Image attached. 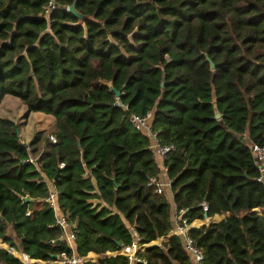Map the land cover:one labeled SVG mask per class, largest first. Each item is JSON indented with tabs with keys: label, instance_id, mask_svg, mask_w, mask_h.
<instances>
[{
	"label": "trees",
	"instance_id": "16d2710c",
	"mask_svg": "<svg viewBox=\"0 0 264 264\" xmlns=\"http://www.w3.org/2000/svg\"><path fill=\"white\" fill-rule=\"evenodd\" d=\"M73 1L45 13L48 0H0V102L13 95L25 115L56 118L24 144L0 115V246L80 258L130 244L132 225L155 242L173 225L165 192L148 184L163 165L187 221L229 215L189 230L204 264H264V212L252 211L264 207V161L249 146H264V0H75L83 21L66 8ZM149 111L159 144L174 145L160 165L130 123ZM49 189L77 223L73 248L49 243L61 235ZM139 255L193 264L181 236ZM0 260L21 264L2 248Z\"/></svg>",
	"mask_w": 264,
	"mask_h": 264
},
{
	"label": "built area",
	"instance_id": "2783aa9c",
	"mask_svg": "<svg viewBox=\"0 0 264 264\" xmlns=\"http://www.w3.org/2000/svg\"><path fill=\"white\" fill-rule=\"evenodd\" d=\"M56 5L55 0H48L45 6V13H48L52 8ZM66 8L68 6L66 5ZM152 120V113L149 111L145 115H137L131 114L130 115V123L135 130L141 131L146 134L150 140L152 141L151 148L154 152V155L157 156L162 162L165 159V156L174 150L173 144L161 145L158 142L156 133L152 130L151 126ZM52 141L54 137H50ZM252 154L254 157L259 158L260 162L264 161V146L258 147L254 144H249ZM36 158L31 157L29 159L30 162H35ZM259 169L261 171V176L259 180L264 181V165L258 163ZM167 168L162 165V170L160 175L151 177L149 179V185L154 187V190L158 194H162L165 190L170 188L171 179L166 176ZM44 201L47 205L53 210L54 212V221L52 226L58 227L61 229V235L58 240H50L49 243L51 244H67L70 248H73V244L75 241V234L77 231V223L69 218L67 214H61L58 212L57 209V192L55 190L49 189L47 196L44 198ZM200 205L202 206L203 210L206 211L208 206L205 201L201 202ZM183 210L176 212L173 214V225L168 230L167 234L164 237L159 238L160 241H163L166 238L172 236H181L184 243V248L187 253L190 255L193 264H204L203 263V252L200 247L197 246L193 238L188 234L189 230L192 228L199 227L203 224H208L213 222L212 217H203L201 219H194L192 221H187L183 216ZM27 214H30V210L27 211ZM199 222V223H197ZM130 232L133 237V240L130 244L120 247L115 251H107L104 255H101V258L105 257L106 255L115 256V255H123L127 257L128 264H137L142 263L146 264L147 260L139 255V252L143 251L146 247L151 245H160L161 243L158 242H150V243H141L140 237L136 230L135 225L130 227ZM158 240V239H157ZM99 254V253H97ZM27 256V255H26ZM56 260L52 261L53 263L58 264H75L76 262L83 263V262H96V260H89V258H78L76 259L74 256H66L65 253L56 254ZM87 256V255H86ZM18 260H20L21 264H35L34 260H27V258L21 254ZM37 260V259H36ZM45 261V260H44ZM51 261V260H49ZM0 264H5L0 260ZM102 264V263H97Z\"/></svg>",
	"mask_w": 264,
	"mask_h": 264
},
{
	"label": "crops",
	"instance_id": "0c3cea01",
	"mask_svg": "<svg viewBox=\"0 0 264 264\" xmlns=\"http://www.w3.org/2000/svg\"><path fill=\"white\" fill-rule=\"evenodd\" d=\"M15 105L17 107H13ZM12 107L16 108L17 111L15 109L11 110ZM16 112H19V117H22L20 118V120H17V118L14 117V115L18 116V113ZM25 113H26L25 106L19 97L9 95V94H5L2 97L1 102H0V115L18 124L19 137L24 144H28L32 140L36 132L50 129L56 121L55 116L51 114H46V113L38 112V111L30 112L28 115H25ZM155 160L158 163V165L162 163V161L157 157H155ZM168 195L170 196V200L169 199L167 200L170 201L169 203L171 205V212L172 214H174L175 209H174V203H173V198H172V192L170 188L167 189V192L165 193V197L167 198ZM221 217H223V214H215L212 219L213 221H219ZM88 254L92 256L91 257L92 259H95V258L101 259V255H102V254H98L99 255L98 257L96 255L97 253H94V252H89ZM106 256H110V255H106ZM97 259H95L96 264L99 261Z\"/></svg>",
	"mask_w": 264,
	"mask_h": 264
},
{
	"label": "water",
	"instance_id": "95a60500",
	"mask_svg": "<svg viewBox=\"0 0 264 264\" xmlns=\"http://www.w3.org/2000/svg\"><path fill=\"white\" fill-rule=\"evenodd\" d=\"M69 11H71L74 15H76L79 19V21H83L91 16L89 15H86V14H82L81 12H79L76 8V4H75V0L70 4L68 5V8H67ZM207 59L210 61V66L213 68L214 67V63L210 60L209 57H207ZM112 89L115 90V93L116 95H119V90L115 89L114 87H112ZM213 109H214V118L215 119H219L221 117L220 115V112L217 108V105L216 104H213ZM19 133V131H17ZM58 176V173L57 175L55 176V178H57ZM28 200V198H26V201ZM252 211H255V212H258L257 211V208L256 209H253ZM263 211V210H262ZM264 212V211H263ZM261 213V212H260ZM229 216L228 214L226 215V217ZM204 217H207V215L205 214ZM225 218V217H224ZM223 218V219H224ZM222 220V219H221ZM220 221V220H219ZM213 222H218V221H213ZM2 243L5 244L4 241H2ZM0 248L2 249H5L6 251H8L10 254H12L15 258H19V256H17V254H22L24 255L26 258H29L30 260H34L35 264H58V263H53L52 261L56 260L57 256L56 254H51L50 255V259L51 261L47 260V261H44V260H40V259H32L28 256H26L22 251L18 252L16 251L13 247H11L10 245L8 247H5V246H0Z\"/></svg>",
	"mask_w": 264,
	"mask_h": 264
},
{
	"label": "rangeland",
	"instance_id": "374dc122",
	"mask_svg": "<svg viewBox=\"0 0 264 264\" xmlns=\"http://www.w3.org/2000/svg\"><path fill=\"white\" fill-rule=\"evenodd\" d=\"M13 107H17V106L15 105V106H13ZM13 107L11 108V110H12V109H15V110L17 111V109H16V108H13ZM13 112H14V111H13ZM16 113H18V116H15V115H14V117L17 118V120H20V118H22V117H19V112H16ZM166 192H167V190H165V193H166ZM167 199L170 200V196H169V195H168ZM169 200H168V202H170ZM263 209H264V207H260V208H257V211L263 213V211H264ZM262 210H263V211H262ZM225 216H226V214H223V217H221L220 219L224 218ZM220 219H219V220H220ZM8 234H9L10 236H12V238L17 242V240H16L15 237L13 236V233L11 232V228H10V227L8 228ZM0 240H1V239H0ZM155 242L161 243L162 241H160V239H158V240H155ZM3 246L8 247L9 245L5 243ZM15 250L18 251V252H20L19 249H18V250L15 249ZM96 255L99 257L98 254H96ZM72 256H74L76 259L79 258V257H77V256L74 255V254H73ZM85 257H86V258H89V260H91V261L97 259V258L92 259V258H91L92 256H91L90 254H88V255L85 256ZM82 258H84V257H82ZM80 259H81V257H80ZM97 260H99V259H97ZM88 263H89V264H96V262H88ZM75 264H83V263L76 262Z\"/></svg>",
	"mask_w": 264,
	"mask_h": 264
}]
</instances>
